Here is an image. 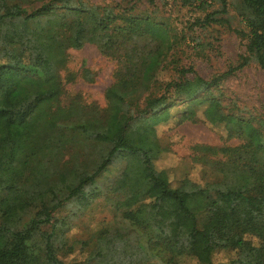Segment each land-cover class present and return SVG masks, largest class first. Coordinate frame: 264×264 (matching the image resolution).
I'll return each instance as SVG.
<instances>
[{"label": "trees", "instance_id": "1", "mask_svg": "<svg viewBox=\"0 0 264 264\" xmlns=\"http://www.w3.org/2000/svg\"><path fill=\"white\" fill-rule=\"evenodd\" d=\"M179 1L202 10L218 5L196 20L200 25L225 21L232 10L247 27L240 32L247 54L210 78L180 67L176 79L150 92L174 45L170 37L154 39L130 24L129 36L113 39L109 24L74 0H0V264H69L58 255L67 243L54 211L70 201L90 204L101 173L115 163L121 167L105 196L112 220L84 239H71L68 248L80 245L85 254L76 264H143L183 256V244L200 249L201 264H215L214 254L228 249L235 252L232 264H264V129L225 112L213 92L250 61L264 71V0ZM92 22L94 42L116 60L127 86L111 89L102 109L78 95L62 105L65 49L81 48ZM48 99L57 101L55 116L29 118ZM170 119L221 126L228 139L240 142L196 145L194 158L211 166V178L198 183L181 177L173 185L154 163L166 151L154 130ZM15 174L18 180L8 185ZM211 212L225 218L217 235L207 228Z\"/></svg>", "mask_w": 264, "mask_h": 264}, {"label": "rangeland", "instance_id": "2", "mask_svg": "<svg viewBox=\"0 0 264 264\" xmlns=\"http://www.w3.org/2000/svg\"><path fill=\"white\" fill-rule=\"evenodd\" d=\"M74 1L77 5L92 11L96 17L105 20L110 26L113 39L121 40L129 36L127 27L130 24L154 39L170 37L174 45L167 52L150 92L157 91L158 85L176 79L177 69L180 67H192L198 75L210 78L237 65L241 57L247 54L246 39L240 34L241 31H247V27L232 10L225 14V21L207 25L196 22L207 12L217 9V4L202 10L194 5L182 6L179 0ZM96 35L97 27L92 22L83 46L65 49V63L59 68L62 87L58 97L60 104L66 105L72 96L78 95L82 102L95 104L102 109L106 105V97L111 89L118 85L127 86L123 73L118 70L116 60L102 53L94 42ZM6 54L11 58L15 57L13 52ZM35 58L36 55L32 56V60ZM24 59L26 62L29 60L27 55ZM188 75L191 77V74ZM213 92L221 100L225 112L249 118L257 127L264 129V71L256 62L250 61L235 70L223 79ZM147 93L139 96L135 103L137 107L142 106ZM56 104L55 99H48L29 118L44 113L46 120H50L56 114ZM131 105L133 109L137 108L134 103ZM149 129L148 126H143L146 136L150 134ZM117 133L118 125L115 124L111 134L116 136ZM154 133L166 147V151L155 159V166L167 170L173 185H177L181 177H188L198 183H204L211 178V166H206L194 158V154L197 153L194 148L196 145L220 147L233 146L240 142L237 138L228 139L223 127L202 121L176 124L174 119H170L158 124ZM120 167V163H115L101 173L97 180L99 194L90 204L85 206L70 201L54 211L57 227L66 234L67 245L62 246L58 252L65 262L76 264L85 256L78 248L80 245L68 248L71 239H84L112 220L113 213L109 203L105 201V196L110 179L118 174ZM18 178L15 174L8 181V185ZM205 220L207 228L212 234L217 235L222 230L225 218L211 212ZM252 240L254 243L257 242L255 238ZM181 253L184 255L180 257L175 255L171 258L169 255H163L143 264H201L198 261L201 254L199 248L183 244ZM234 257L233 250H219L214 254L213 261L215 264H232Z\"/></svg>", "mask_w": 264, "mask_h": 264}]
</instances>
